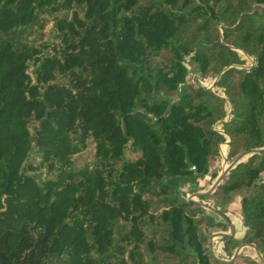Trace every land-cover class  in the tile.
Here are the masks:
<instances>
[{"label": "trees", "instance_id": "trees-1", "mask_svg": "<svg viewBox=\"0 0 264 264\" xmlns=\"http://www.w3.org/2000/svg\"><path fill=\"white\" fill-rule=\"evenodd\" d=\"M0 264H264V0H0Z\"/></svg>", "mask_w": 264, "mask_h": 264}, {"label": "rangeland", "instance_id": "rangeland-1", "mask_svg": "<svg viewBox=\"0 0 264 264\" xmlns=\"http://www.w3.org/2000/svg\"><path fill=\"white\" fill-rule=\"evenodd\" d=\"M225 146H222V149L224 151ZM224 154V152H223ZM93 156V149L90 148L88 150H85L78 154L76 156V161L74 163L75 167L81 166L85 161L91 160ZM191 199L197 200L196 194L191 195ZM239 199L240 196L236 195L234 196V199L230 203V205L227 207V215L231 224V228L234 234V237L237 239H241L244 235V226L242 225L240 218H239ZM226 233H230V230ZM241 247V246H240ZM254 249L249 251V254H254L253 253Z\"/></svg>", "mask_w": 264, "mask_h": 264}, {"label": "water", "instance_id": "water-1", "mask_svg": "<svg viewBox=\"0 0 264 264\" xmlns=\"http://www.w3.org/2000/svg\"><path fill=\"white\" fill-rule=\"evenodd\" d=\"M222 174H223V173H222ZM222 174H221V176H222ZM221 176H219V177L217 178V180H216L215 183L211 186V188L209 189V191H210V190H211V189H212V188L218 183V181H219V179H220ZM220 234H229V235H230V234H233V231H232L231 226H230V233H220ZM238 250H239V249H238ZM238 250H237V251H238ZM237 251H236V252H237Z\"/></svg>", "mask_w": 264, "mask_h": 264}, {"label": "crops", "instance_id": "crops-1", "mask_svg": "<svg viewBox=\"0 0 264 264\" xmlns=\"http://www.w3.org/2000/svg\"><path fill=\"white\" fill-rule=\"evenodd\" d=\"M224 152V154L223 155H226V147L224 148V151H223V149H222V153ZM240 221V220H239Z\"/></svg>", "mask_w": 264, "mask_h": 264}]
</instances>
